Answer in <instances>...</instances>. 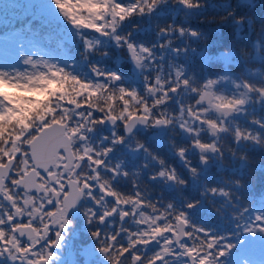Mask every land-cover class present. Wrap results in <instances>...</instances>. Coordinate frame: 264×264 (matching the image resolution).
I'll use <instances>...</instances> for the list:
<instances>
[{"label": "snow or ice", "instance_id": "snow-or-ice-1", "mask_svg": "<svg viewBox=\"0 0 264 264\" xmlns=\"http://www.w3.org/2000/svg\"><path fill=\"white\" fill-rule=\"evenodd\" d=\"M51 2L73 28L111 36L124 53L118 61H129L133 76L142 79V92L122 86L117 72L95 66V84L53 67L24 77L0 72V264H98L97 253L106 264H264V212L249 211L252 178L245 184L222 176L221 186L201 191L202 198L223 197L233 208L243 196L232 189L249 196L230 213L232 230L218 234L205 226L209 217L201 200L177 207L152 198L142 179L149 162L158 166L149 182L182 187L187 180L137 139L152 132L150 141L171 149L193 181L212 164L223 172L226 160L238 165L230 172L242 178L252 172L249 152L264 153V11L257 9L258 0ZM206 9L214 13L208 22L232 30L230 45L215 54L206 34L186 26ZM133 18L148 23L118 34ZM137 30L154 36L139 39ZM200 41V49L193 46ZM84 44L90 51L92 45ZM193 56L202 68L218 70L196 75L189 67ZM105 126L110 135L90 142V134ZM120 145L145 162L133 171L113 163L110 154ZM257 164L264 173V158ZM82 202L91 205L83 216L95 246L73 244L61 258L57 252L65 248ZM223 209H217L221 219Z\"/></svg>", "mask_w": 264, "mask_h": 264}, {"label": "trees", "instance_id": "trees-1", "mask_svg": "<svg viewBox=\"0 0 264 264\" xmlns=\"http://www.w3.org/2000/svg\"><path fill=\"white\" fill-rule=\"evenodd\" d=\"M48 1V0H47ZM51 1V0H50ZM119 3L127 4L132 0H118ZM219 4L220 0H215ZM25 5V6H24ZM26 6H29L28 10ZM37 6L33 4L23 3L17 0H0V63L5 62V65H13L16 69L22 68V61H19L20 52L27 50L31 55L32 67L31 71L33 75L37 73H43L48 67L63 69L70 76H74L82 83H93V78H96L92 72V66L105 72H117L121 75V84L125 87H135L138 91L142 92V79L133 76L132 65L129 61L119 62L118 57L124 55L123 50L117 49L111 38V36H102L99 33L91 30L76 29L72 26H66L63 22H60L58 31L52 25H45L47 32L42 35L36 31L40 29L36 25L45 22V20L34 13L39 12ZM257 9L264 11V0H258ZM211 9H206L203 13H198L192 17L186 26L200 31L208 36L207 43L209 44V52L215 54L223 51L227 48L232 39V30L227 25H219L216 23H210L206 19L207 16L213 15ZM217 15V23H219V13ZM44 17V16H43ZM37 18V22H35ZM182 17L177 16L176 23L182 22ZM203 19V22H201ZM65 20V19H64ZM148 23L146 18H133L125 21L118 29V34H126L132 31L133 25L144 26ZM15 24L19 25L23 30L17 28ZM11 28L7 30V28ZM21 33V34H20ZM68 37L67 41H62L60 36ZM133 35L139 39L149 38L154 36V32L151 36H147L145 33L137 30L133 32ZM254 39V37H253ZM88 41L92 45L90 51H85L84 42ZM205 44V41L199 43H193V46L200 49ZM107 53V55H103ZM15 60V61H14ZM180 63H184L183 60ZM35 65V67H33ZM190 71L199 75L202 71H217L215 67H201V61L194 56L189 63ZM216 67H220L217 65ZM253 70H257L255 66H251ZM12 69V68H11ZM16 69H12L16 72ZM233 71H239L235 66ZM16 74V73H15ZM129 75L130 80L126 78ZM98 132L108 131L107 129H97ZM185 143L186 140L177 139V143ZM229 141H225L224 146L227 150ZM163 152V149H161ZM156 152H159L156 149ZM173 153L171 151L170 155ZM165 153L163 152V155ZM162 155V156H163ZM193 161V165L198 166L197 154L190 152L187 154ZM249 156L253 163L250 165L252 172L245 177H240L237 173L230 172V167L235 168L238 165H232L230 161L226 160L225 169L223 172L218 171V166L212 164L209 170L201 169L200 176L196 181L188 178L187 170L184 169L183 164H170L176 168L180 176L187 180L186 185L182 187L164 185L162 182H149V192H152V198L161 196L165 201H171L175 206L179 207L185 200H201V203L207 209L206 215L209 217V223L206 227L214 229L218 234L221 232H230L233 224L235 223L231 219L230 213L238 212L240 208L245 206V202L249 201V196L246 193H242L240 189H232L243 196V202H240L237 208H233L232 204L226 203L223 197L216 198H202L200 196L205 186L218 187L222 185L221 177L224 179H241L243 183L247 184L248 179L252 178L255 182V187L251 192V202L249 203L250 212H264V173L258 171V161L264 158V153L259 151H250ZM169 162L172 163L169 156ZM155 164L149 165V174L153 170H158ZM207 199H211L212 204H207ZM235 202V198H232ZM220 205H224L223 219L218 215L217 209Z\"/></svg>", "mask_w": 264, "mask_h": 264}, {"label": "flooded vegetation", "instance_id": "flooded-vegetation-1", "mask_svg": "<svg viewBox=\"0 0 264 264\" xmlns=\"http://www.w3.org/2000/svg\"><path fill=\"white\" fill-rule=\"evenodd\" d=\"M111 130L108 131H99L96 130V132L90 134V142L95 143V141L101 136V135H110ZM122 134V131H121ZM152 135V132H147V133H140L137 135V139L143 141L146 143V146L150 148V150H152L153 152L157 153L158 155H160L161 157L164 158L166 164H182V162H180L179 158L176 157V155L174 154V152L170 155L171 153V149L165 150L163 149L162 146L157 145V147L154 145L155 141H153V143L150 141L149 137ZM179 139V138H177ZM179 144V143H178ZM103 146V145H102ZM156 149L159 150V152H156ZM161 149H163V152L165 153L163 155V152L161 151ZM163 155V156H162ZM169 156H171L172 158H170V160L172 161V163L169 162ZM111 156V160L113 163H120L122 165V167H124L126 170L129 171H133L136 168H138L142 163L145 162V158L143 157L142 154L139 153H134L129 151L124 145H120V146H116L115 150L113 151V153L110 154ZM198 160V157H197ZM150 164H154L152 162H149ZM156 167H158L157 165H154ZM149 175V168L148 169H142V179H144V181L146 183L149 184V181H147V176ZM123 184L125 187L128 186V182L127 181H123ZM145 187L144 185H142V188ZM147 191L149 192V188L147 189ZM90 203H81L78 204L77 209L75 210L77 212V215L73 218L72 221V229L70 231V235L69 237L66 239L65 241V248L62 250H59L57 252V256L63 258L67 255V252L70 248L71 245L75 244V245H79V246H89V247H94L95 246V242L91 240L90 236L88 235V226L85 224L84 221V216H83V208L85 207H90ZM96 260L98 261V264H106V261L97 253L96 254ZM50 264H60L59 260H56L54 262H50Z\"/></svg>", "mask_w": 264, "mask_h": 264}, {"label": "rangeland", "instance_id": "rangeland-1", "mask_svg": "<svg viewBox=\"0 0 264 264\" xmlns=\"http://www.w3.org/2000/svg\"><path fill=\"white\" fill-rule=\"evenodd\" d=\"M17 1H19V0H17ZM33 5L34 6L36 5L39 8V12H40V14H38V13H34V14H36L37 16H39L45 20V22H41V23L36 25L37 27L40 28V29H36V31L39 32L41 35H42V33L47 32L45 30V25L49 26V25L53 24L52 27L54 26L55 30L57 32L58 31L57 25H59L60 22H63L64 25H66L68 23V21L61 15L60 11L52 4V2L50 0H48V1L47 0H41L40 4H33ZM26 7L28 10L30 9L29 6H26ZM38 8H37V10H38ZM48 21H51L52 24ZM35 22H37V18H35ZM15 26L17 28L23 30L19 25L15 24ZM66 26L70 27L71 24H67ZM10 29L11 28H9V27L7 28V30H10ZM60 39L62 41H67L68 37L61 35ZM30 55L31 54L27 50H24V52H20V57L18 59H19V61H22L23 66H22V68L20 67L19 69H16L13 65H5L4 61L1 62L0 63V72H5L9 76H16L17 74L21 77L33 75L34 72H32L30 69V67H32V62H33ZM25 61H31V63H25ZM11 68L16 69V72L13 71ZM126 78H128L130 80L131 77L129 75H126ZM93 83L94 84L97 83L96 78H93ZM105 129L111 130L110 128H107V126H105Z\"/></svg>", "mask_w": 264, "mask_h": 264}, {"label": "water", "instance_id": "water-1", "mask_svg": "<svg viewBox=\"0 0 264 264\" xmlns=\"http://www.w3.org/2000/svg\"><path fill=\"white\" fill-rule=\"evenodd\" d=\"M25 3H33V4H40L41 0H19Z\"/></svg>", "mask_w": 264, "mask_h": 264}]
</instances>
